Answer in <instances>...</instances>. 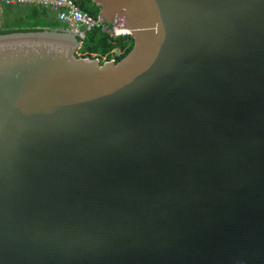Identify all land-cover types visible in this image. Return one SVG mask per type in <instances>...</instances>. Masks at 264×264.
I'll list each match as a JSON object with an SVG mask.
<instances>
[{
  "label": "water",
  "instance_id": "obj_1",
  "mask_svg": "<svg viewBox=\"0 0 264 264\" xmlns=\"http://www.w3.org/2000/svg\"><path fill=\"white\" fill-rule=\"evenodd\" d=\"M93 2L0 34V264H264V0Z\"/></svg>",
  "mask_w": 264,
  "mask_h": 264
},
{
  "label": "trees",
  "instance_id": "obj_2",
  "mask_svg": "<svg viewBox=\"0 0 264 264\" xmlns=\"http://www.w3.org/2000/svg\"><path fill=\"white\" fill-rule=\"evenodd\" d=\"M77 2L84 11L89 12L93 16H98L100 7L93 0H77ZM21 6L23 7V12H25L24 19L13 24L0 25V34L45 27L67 29L66 25L57 18L55 10L43 6L25 4H21ZM87 39L89 44L82 55H91L100 58V60L103 57L104 60L115 58L116 61H119L132 49L134 44L130 35L114 37L100 29L89 32Z\"/></svg>",
  "mask_w": 264,
  "mask_h": 264
},
{
  "label": "built area",
  "instance_id": "obj_3",
  "mask_svg": "<svg viewBox=\"0 0 264 264\" xmlns=\"http://www.w3.org/2000/svg\"><path fill=\"white\" fill-rule=\"evenodd\" d=\"M0 4L49 7L56 11L57 18L66 25L68 30L76 34L82 42L87 39L89 32L96 29H100L114 37L130 35V30L124 27H114L112 31H106L101 16H93L84 11L77 0H0Z\"/></svg>",
  "mask_w": 264,
  "mask_h": 264
},
{
  "label": "crops",
  "instance_id": "obj_4",
  "mask_svg": "<svg viewBox=\"0 0 264 264\" xmlns=\"http://www.w3.org/2000/svg\"><path fill=\"white\" fill-rule=\"evenodd\" d=\"M24 17L25 12L21 4H0V25L13 24L22 21Z\"/></svg>",
  "mask_w": 264,
  "mask_h": 264
},
{
  "label": "rangeland",
  "instance_id": "obj_5",
  "mask_svg": "<svg viewBox=\"0 0 264 264\" xmlns=\"http://www.w3.org/2000/svg\"><path fill=\"white\" fill-rule=\"evenodd\" d=\"M88 44H89V40L85 39L84 44L81 46V48L78 49L79 54H82L83 52H85ZM103 61H104V58L101 57V62H103Z\"/></svg>",
  "mask_w": 264,
  "mask_h": 264
}]
</instances>
